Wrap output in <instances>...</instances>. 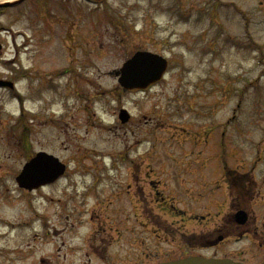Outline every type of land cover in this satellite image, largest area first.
Instances as JSON below:
<instances>
[{
	"label": "rangeland",
	"instance_id": "obj_1",
	"mask_svg": "<svg viewBox=\"0 0 264 264\" xmlns=\"http://www.w3.org/2000/svg\"><path fill=\"white\" fill-rule=\"evenodd\" d=\"M30 1L16 8L23 10ZM34 6L29 17L17 20L15 7L3 16L12 29L5 33L9 50L13 37L26 50L25 36L14 31H26L27 22H75L71 33L86 24L79 33L82 46L69 39V49L93 51L98 68L91 73L89 54L83 55L86 77L96 83L87 80L77 102L84 110L76 112L80 120L70 123L68 134L53 125L46 136L28 131L6 144L0 139V264H34L40 256L67 264L66 254L78 259L95 198L110 200L114 213L117 206L126 211L132 197V217L123 228L137 226L136 216L142 221L144 211L161 210L153 191L163 190L169 202L183 206L174 190H183L181 164L219 163L264 177V0H50L43 12L40 2ZM46 9L53 12L43 15ZM45 42L44 52L60 59L64 46ZM140 49L166 55L168 69L146 89L124 90L111 71ZM121 107L131 113L125 123L118 118ZM38 141L68 166L54 183L26 190L16 175L31 154L30 142L40 147ZM184 185L190 189L192 183ZM88 188L97 194H88L84 203ZM137 189H143L141 201L133 197ZM211 205L228 207L226 200ZM67 213L74 218L68 220ZM152 232L153 227L137 236L134 264H153L173 246ZM141 240L145 244H138ZM187 249L177 246V256Z\"/></svg>",
	"mask_w": 264,
	"mask_h": 264
},
{
	"label": "flooded vegetation",
	"instance_id": "obj_2",
	"mask_svg": "<svg viewBox=\"0 0 264 264\" xmlns=\"http://www.w3.org/2000/svg\"><path fill=\"white\" fill-rule=\"evenodd\" d=\"M35 2L42 4L43 12L44 4L49 5L50 0H31L29 7L23 10L16 8L17 20L21 19L22 15L29 17L34 7H37L34 6ZM77 6L81 8L78 3ZM6 12V7L0 6V65L2 66L0 68V139L6 144V139L16 138L17 134L21 138L28 131L31 134L41 133L46 136L52 133L50 128L53 125L68 134L70 123L77 124L80 120L75 118L76 112L84 110L83 106L78 105L77 102L81 91L85 89L87 80L90 84L96 83V79L93 76L87 78L83 70L86 65V56L83 55L86 53L89 54L88 68H91L89 71L93 73L98 68L91 61L93 51L83 52L82 48L69 49L68 44L71 39L76 45L82 46L83 41L80 40L79 33L81 29L85 30L86 24L82 27L78 26V31L71 33L75 22H27L25 26L29 28L26 31H14L25 36L26 50H20L16 38L13 37L14 50L12 51L9 50L11 44L5 37L6 31L12 30L3 18ZM52 12L46 9L43 15H49ZM36 15L39 17L40 12ZM50 40L64 46L60 59L57 57L53 59L49 57L51 56L49 53L44 52L45 41ZM27 41L31 43V48L26 47ZM25 58L30 59L29 62ZM24 60L28 64H25ZM117 69L114 68L111 73L118 80ZM118 86L124 90H130L120 84ZM71 98H73L72 102ZM25 102H28L30 106H27ZM127 114L125 120L118 114L122 123L130 120L131 115ZM71 118L72 121H70ZM30 144L32 145L30 158L42 151L55 154L46 143L38 141L40 147H35L33 142ZM219 144L223 149V142L220 141ZM181 165L183 190L178 192L177 187L174 190L183 198L181 201L183 206L169 202L163 190H157L155 193L153 191L161 210L144 211L142 221L136 216L137 226L131 222L123 228L126 217H132V197H129L127 202L126 211L129 208L128 212L121 211V206H117L114 213H111L114 210L110 200L108 204L107 200L98 201V198H95L93 201L96 202L92 211L88 212L87 221L90 223V228L83 233L81 245L78 247L79 257L74 260L66 254V263L134 264L132 251L135 249L134 242H137V236L142 232L150 233L153 227L154 238L173 244L171 248L165 249L162 252L163 257L153 264L190 255L228 257L246 264H264V177L262 176L257 182L250 181L246 184L240 174H232L229 168H221L223 166L219 163ZM215 172L220 173L218 178ZM191 183L190 189L184 185ZM230 189L237 193L231 194ZM98 191L102 190L98 188ZM86 192L85 189L84 203L87 202L88 194H97L96 189L91 188H88ZM142 196H144L143 189H137V193L133 195L135 200L140 199V201L143 200ZM225 200L228 202L227 208L220 209L218 205L214 207L211 205L213 201ZM103 204L104 208H107L102 213L94 214L93 209ZM82 207V204L79 205V208ZM240 210H244L245 214L239 213ZM67 214L68 220L71 216L73 217V213ZM103 214L107 215V221H111L108 227L103 226ZM170 217L174 220L171 221ZM76 218L81 219V216ZM72 225H74L73 221ZM142 242L143 240L138 244H145ZM177 246L188 249L177 256ZM69 249L74 250V247ZM170 251L176 254L170 255ZM38 262L52 263L48 256L35 258L34 264Z\"/></svg>",
	"mask_w": 264,
	"mask_h": 264
},
{
	"label": "water",
	"instance_id": "obj_3",
	"mask_svg": "<svg viewBox=\"0 0 264 264\" xmlns=\"http://www.w3.org/2000/svg\"><path fill=\"white\" fill-rule=\"evenodd\" d=\"M15 1H7L0 5L13 4ZM168 66L167 58L150 50H137L128 58L120 69L119 81L125 87H147L150 83L162 78ZM127 110L122 109L120 117L125 120ZM65 171V164L53 154L40 152L29 160L17 175L20 186L32 189L43 183L57 179ZM239 213L245 214L243 211ZM158 264H245L231 258H206L203 256H190L177 260Z\"/></svg>",
	"mask_w": 264,
	"mask_h": 264
}]
</instances>
